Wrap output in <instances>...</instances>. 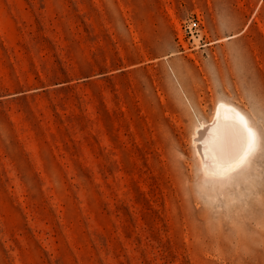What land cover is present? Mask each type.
<instances>
[{
    "label": "rangeland",
    "instance_id": "rangeland-1",
    "mask_svg": "<svg viewBox=\"0 0 264 264\" xmlns=\"http://www.w3.org/2000/svg\"><path fill=\"white\" fill-rule=\"evenodd\" d=\"M219 101L259 143L214 183ZM0 264H264V0H0Z\"/></svg>",
    "mask_w": 264,
    "mask_h": 264
},
{
    "label": "bare ground",
    "instance_id": "bare-ground-1",
    "mask_svg": "<svg viewBox=\"0 0 264 264\" xmlns=\"http://www.w3.org/2000/svg\"><path fill=\"white\" fill-rule=\"evenodd\" d=\"M193 142L203 177L225 182L250 167L259 135L239 107L219 101L210 120L196 127Z\"/></svg>",
    "mask_w": 264,
    "mask_h": 264
},
{
    "label": "built area",
    "instance_id": "built-area-1",
    "mask_svg": "<svg viewBox=\"0 0 264 264\" xmlns=\"http://www.w3.org/2000/svg\"><path fill=\"white\" fill-rule=\"evenodd\" d=\"M199 24H200V21L197 17H191L188 21V27L189 28L195 29V28L199 27Z\"/></svg>",
    "mask_w": 264,
    "mask_h": 264
}]
</instances>
